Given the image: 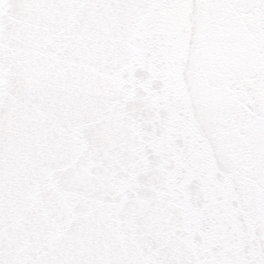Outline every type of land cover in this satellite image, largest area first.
<instances>
[{"label": "snow or ice", "instance_id": "obj_1", "mask_svg": "<svg viewBox=\"0 0 264 264\" xmlns=\"http://www.w3.org/2000/svg\"><path fill=\"white\" fill-rule=\"evenodd\" d=\"M0 264H264V0H0Z\"/></svg>", "mask_w": 264, "mask_h": 264}]
</instances>
